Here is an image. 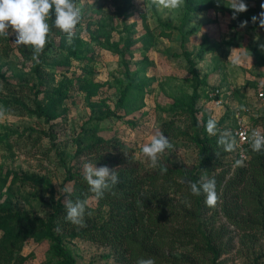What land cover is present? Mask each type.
I'll list each match as a JSON object with an SVG mask.
<instances>
[{"label": "rangeland", "instance_id": "374dc122", "mask_svg": "<svg viewBox=\"0 0 264 264\" xmlns=\"http://www.w3.org/2000/svg\"><path fill=\"white\" fill-rule=\"evenodd\" d=\"M123 1L75 0L81 10V27L75 32L82 41L89 42L90 33H97L107 35L110 40L128 37L132 42L124 61L134 75L135 84L141 86L143 91L141 98L129 99L128 107L131 110L117 109L111 117L98 120L94 124L97 128L93 125L94 119L104 115V104L111 110L114 108L124 85V68L118 53L92 45L81 49L76 57L65 55L68 63L63 62L65 57L56 60L62 40L66 43L69 40L58 28L51 26L50 16L46 21L50 33L41 53L47 57L39 56V62L33 56L29 58L21 54L14 43L16 34L11 28L6 35H0V85L3 80L14 84H35V78L32 79L34 63L44 65L41 71L48 75L51 90L61 81L71 80L64 99L67 111L48 123L34 115L5 112L0 102V180L8 174L4 182H0V203L7 202L12 210L46 217L51 204L62 193L59 189L65 185L71 187L70 182H64L67 169L83 173L82 165L88 163L83 155H75L80 139L78 135L87 126H93L96 134L104 139L116 137L132 147L134 159L144 171L159 170L163 166L194 171L200 163L199 149L191 139L193 131L187 114L180 112L175 105L176 100H185L192 93L194 83L184 52L194 63L197 80L204 82L197 89V101L201 113H208L210 119L218 122L216 135L229 132L232 136L239 123L251 125L253 119L264 113V92L262 97L258 96V92L264 88V64L257 63L264 60V50L259 47L264 43L261 26L243 28L239 25L241 12L234 17L232 9L223 12L196 11L181 26L182 6L175 10L158 9L152 6L151 0H130L128 9L121 14L117 8ZM206 1L212 5L218 4L217 0ZM203 2L205 4V0L199 4L203 6ZM218 2L227 5L230 0ZM244 2L248 7H255L253 1ZM248 16L252 20L251 13ZM254 16L260 17L259 14ZM87 18L101 21L102 25L92 22L88 28ZM161 23L169 24L171 29L164 28ZM115 25L116 30H113ZM162 30L168 31L163 34ZM144 35L150 37L142 39ZM203 37H206L205 46L208 45L210 50L199 58L197 52L205 40ZM234 60L237 63L234 64ZM85 75L88 78H84ZM85 79L87 83H83ZM92 82L98 83V87L88 93L86 88ZM212 89H218L220 104H214L204 97L205 92ZM42 95V92L38 94L39 97ZM2 96L4 94L0 90ZM167 127L183 131L186 135L171 137L165 133L172 148L159 156L158 164L153 168L143 155L142 147L152 135ZM42 131L48 132V135H43ZM199 134L202 132L199 131ZM231 159L234 158L228 151L222 161L229 163ZM13 173L33 174L34 177H43L47 183L39 182L35 186L19 188L18 181H11ZM88 203L93 206L94 198L90 197ZM213 218L218 220L216 224L224 221L218 214ZM229 228L231 231L225 237L228 251L219 257L222 263L264 264V257L260 256L256 261L254 258L264 251V240L246 249L240 244L237 231L231 226ZM66 246L75 264H116L108 247L80 238L67 241ZM48 248L46 239L37 241L26 238L19 249V256L23 257L20 264H51ZM10 264L18 262L15 260Z\"/></svg>", "mask_w": 264, "mask_h": 264}, {"label": "trees", "instance_id": "16d2710c", "mask_svg": "<svg viewBox=\"0 0 264 264\" xmlns=\"http://www.w3.org/2000/svg\"><path fill=\"white\" fill-rule=\"evenodd\" d=\"M201 1L203 0H184L181 26L185 25L189 15L196 11L230 10L227 5L219 2L217 5H212L206 0L202 6L199 4ZM250 1L255 3V7L247 6V10L240 13L242 20L239 25L247 21L243 28L260 26V19H264L258 16L255 22L250 20L248 13L253 17V14L260 15L264 12L262 8L264 0ZM129 3L130 0H124L117 11L124 13ZM49 16L51 26L55 27L54 11ZM86 22L88 28L92 22L98 26L102 25L101 21H94L91 18H87ZM80 25L81 21L76 29L80 28ZM160 25L171 29L167 23ZM262 28L264 30V27ZM113 30H116V25L113 26ZM164 31L168 30H162L163 34ZM90 35L89 42L82 41L78 32L74 33L71 42L66 43L62 40L58 48L60 52L55 59L65 57L63 62L68 63L69 59H66L65 55L76 57L81 49L92 45L120 55L124 68V85L114 103V108L111 110L107 104H104L105 113L94 119V125L103 117H111L117 109L131 110L128 107L129 99L138 96L141 98L143 91L141 86L135 84L134 75L129 72V66L124 61V55L129 52L132 43L127 39L128 37L110 40L105 34L90 33ZM146 37L150 36L144 35L142 39ZM203 39L205 40L201 42L197 52L199 58L210 50L208 45L205 46L206 37ZM17 48L25 57L33 56L31 46L18 45ZM184 55L194 83L192 93L185 100H176L175 105L180 108V112L183 111L188 116L193 131V137L190 138L196 143L200 153L199 166L194 171L168 166L150 172L144 171L135 161L132 147L116 137L104 139L98 136L94 131L97 125L87 126L78 135L80 139L76 144L75 155H83L84 161L93 165L102 164L112 168L118 175V184L111 190L105 191L102 198L97 199L84 180L83 173L67 169L64 182L71 183L70 198L73 201L77 199L88 201L90 197L95 200L93 206L88 203L86 207L83 227L74 225L66 219L64 206L66 194L63 192L51 204V209L44 218L36 213L12 210L7 202H1L0 264H10L15 260L20 264L23 257L19 256V249L22 242L30 237L37 241L42 239L48 241L51 264H75L66 246V242L73 238L108 247L116 264H136L140 258H152L155 264H223L219 257L228 251L225 237L231 231L229 226L237 231L238 240L246 249H251L252 244L264 240V150L254 152L249 144L246 147L243 166L236 165L237 159H231L229 163L222 161L224 156L227 157L228 151L218 144L219 135H208L206 125L210 117L206 112L201 113L197 101L199 97L197 89L204 82L197 80L193 61L186 52ZM39 56L47 57L42 54ZM260 57L259 55L258 58ZM48 63L52 65L50 61ZM257 63L264 64V60L261 59ZM43 66L41 63H34L32 67L34 73L32 79L35 78V84H14L3 80L0 90L3 91L4 96L0 97V102L5 112L34 115L42 118L44 123H48L67 111L64 99L71 80L61 81L58 86H52L51 90L48 75L41 71ZM87 75L84 78H88ZM83 83H87V80H83ZM97 87L98 83L92 82L86 90L91 93V90L94 92ZM40 92L43 93L41 97L38 96ZM204 95L210 100L207 91ZM218 96L219 94L216 93L215 97ZM250 126L264 130V113L253 119ZM199 131L202 134H199ZM162 132L171 137L186 135L183 131L172 127H167ZM41 133L48 135V132ZM165 167L166 172L163 171ZM7 175L6 173L5 178ZM201 177L215 178L219 201L214 208L206 206L203 193L195 196L190 191L188 181L198 182ZM4 179L0 180L1 184ZM11 181L13 183L18 181L19 188L25 185L35 186L39 182L47 183L43 177H34L33 174L28 173L20 175L13 173ZM215 214L224 221L216 224L218 220L213 218ZM229 239L230 237L227 240ZM260 256L264 257V251L254 257L255 261Z\"/></svg>", "mask_w": 264, "mask_h": 264}, {"label": "clouds", "instance_id": "9594fccd", "mask_svg": "<svg viewBox=\"0 0 264 264\" xmlns=\"http://www.w3.org/2000/svg\"><path fill=\"white\" fill-rule=\"evenodd\" d=\"M151 2L158 9L169 10L178 9L184 4V0H151ZM227 6L233 10L234 17L237 13L247 10L244 0H230ZM262 8H264V5H262ZM53 11L55 15V27L63 32L68 37L69 42H71L76 26L81 20V10L76 5L75 0H0V35H6L9 28H11L16 34L14 43L31 46L33 49V59L39 62V55L46 46L50 33V26L46 21L49 14ZM260 16L264 17V12H261ZM252 20L255 22L257 17H252ZM246 24L247 21H244L241 26H246ZM260 26L264 27V19H260ZM259 47L264 50V43L259 44ZM233 63L235 64L237 61L234 60ZM217 123L215 119H209L207 122L206 131L210 135L217 134ZM249 143L254 152L264 150V130L252 129ZM218 144L225 151L235 150V142L229 132L221 133ZM171 148L172 144L168 136L163 132H158L151 136L148 143L143 145L142 153L149 159L152 167L155 168L158 164L159 156L166 149ZM245 159L246 156L241 153L240 159H237L235 162L236 165L243 166ZM82 168L83 178L97 199L102 198L105 191L111 190L119 182L118 175L108 166L96 167L91 163H84ZM163 171L166 172L167 168L165 167ZM188 183L193 195L199 196L202 193L205 195L207 207L214 208L217 205L219 195L216 191L215 178L201 177L198 182L188 181ZM59 192L66 194L64 205L66 219L74 225L83 227L88 201L79 199L73 201L70 198L72 188L67 185L60 188ZM136 264H155V261L152 258H140Z\"/></svg>", "mask_w": 264, "mask_h": 264}, {"label": "built area", "instance_id": "2783aa9c", "mask_svg": "<svg viewBox=\"0 0 264 264\" xmlns=\"http://www.w3.org/2000/svg\"><path fill=\"white\" fill-rule=\"evenodd\" d=\"M216 93L219 94L218 89H213L210 90L207 93V95L214 104H220L221 103V99L219 98L220 96L215 97ZM258 96L262 97L263 92L259 91ZM252 129H259V128L256 126L246 125L244 123H239L237 126H235L231 136V138L234 139L235 142V150L230 151V154L234 159H240L241 153H243L244 156H246V147L250 144L249 137Z\"/></svg>", "mask_w": 264, "mask_h": 264}]
</instances>
